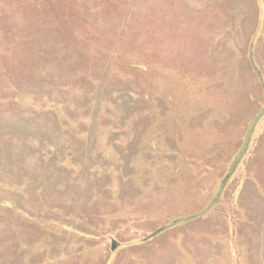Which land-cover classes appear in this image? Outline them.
<instances>
[{
	"label": "rangeland",
	"instance_id": "1",
	"mask_svg": "<svg viewBox=\"0 0 264 264\" xmlns=\"http://www.w3.org/2000/svg\"><path fill=\"white\" fill-rule=\"evenodd\" d=\"M0 264H264V0H0Z\"/></svg>",
	"mask_w": 264,
	"mask_h": 264
},
{
	"label": "water",
	"instance_id": "2",
	"mask_svg": "<svg viewBox=\"0 0 264 264\" xmlns=\"http://www.w3.org/2000/svg\"><path fill=\"white\" fill-rule=\"evenodd\" d=\"M114 246H115V245H114V244H112V245H111V248L113 249V248H114Z\"/></svg>",
	"mask_w": 264,
	"mask_h": 264
}]
</instances>
